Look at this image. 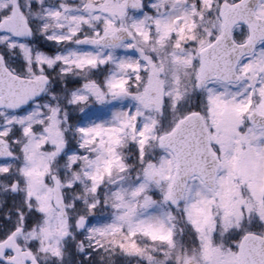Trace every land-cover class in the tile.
Masks as SVG:
<instances>
[{
    "label": "snow or ice",
    "instance_id": "1",
    "mask_svg": "<svg viewBox=\"0 0 264 264\" xmlns=\"http://www.w3.org/2000/svg\"><path fill=\"white\" fill-rule=\"evenodd\" d=\"M0 264H264V0H0Z\"/></svg>",
    "mask_w": 264,
    "mask_h": 264
}]
</instances>
